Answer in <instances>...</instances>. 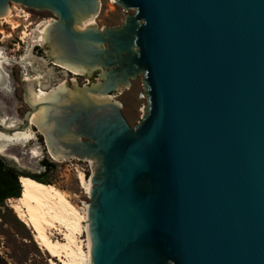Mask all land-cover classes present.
I'll use <instances>...</instances> for the list:
<instances>
[{"label":"water","instance_id":"95a60500","mask_svg":"<svg viewBox=\"0 0 264 264\" xmlns=\"http://www.w3.org/2000/svg\"><path fill=\"white\" fill-rule=\"evenodd\" d=\"M116 2L135 11L97 29L100 0H0L56 15L48 60L87 76L23 83L32 112L1 133L94 160L90 264H264V0ZM139 76L133 128L113 97Z\"/></svg>","mask_w":264,"mask_h":264},{"label":"rangeland","instance_id":"374dc122","mask_svg":"<svg viewBox=\"0 0 264 264\" xmlns=\"http://www.w3.org/2000/svg\"><path fill=\"white\" fill-rule=\"evenodd\" d=\"M100 2L102 6L94 20L97 29L116 25L135 11H127L117 2L113 3L112 0H100ZM12 5H15V9L11 20L19 27L13 30L10 24L0 20V49H3L10 59H14L5 67L9 80L11 79V85L7 91L0 90V119L16 121V127H20L27 122L26 114L32 112L30 105L25 103L23 97L22 84L29 82L26 80L27 76L31 79L36 78L34 81L46 78L50 81H65L68 85L74 82L78 87H83L87 76L83 72L69 73L70 70L62 68L64 66L52 63L48 60L45 42L39 40L33 42L31 38H25V31L33 35L34 30L40 24L42 28L58 20L56 15L47 10L27 8L21 4L11 3L10 7ZM26 14L29 15L28 18L25 17ZM29 53L27 60L21 62ZM143 84V77L139 76L131 80L129 86L118 88L113 97L114 101L121 104L122 112L133 128L143 121ZM27 131H32L35 137L29 143H25L26 145L11 146L6 155H0V159L30 175L44 172L43 161L54 163L56 170L48 175V180L82 212L85 205L91 202V198L81 183L79 172L84 173L89 181L93 175L94 160L75 157L56 161L51 156L46 140L37 124H33L31 128L23 132ZM16 133L20 132L14 134ZM35 151L38 153L36 154ZM54 239L62 240V236L54 232ZM81 240L86 245L87 234H84ZM0 264H62L40 247L33 230L18 219L8 202L5 203V207H0Z\"/></svg>","mask_w":264,"mask_h":264},{"label":"bare ground","instance_id":"6f19581e","mask_svg":"<svg viewBox=\"0 0 264 264\" xmlns=\"http://www.w3.org/2000/svg\"><path fill=\"white\" fill-rule=\"evenodd\" d=\"M112 2L115 3L116 0H112ZM14 9L15 5H12L7 14L0 20L10 24L13 30H16L19 26L13 24L11 20ZM25 17L28 18L29 15L26 14ZM50 24L42 28L40 24L34 30L33 35L25 31V38H31L33 42L35 40L45 42L46 30ZM29 56L30 53L23 58V61H20H26ZM11 60L14 61V59H10L6 55L3 49H0V90L3 91L10 89L11 79L9 80V74L5 71V67L10 64ZM16 61L19 62L18 60ZM62 68L68 69L66 67ZM70 71L75 74L80 73L77 70ZM35 79L26 77L29 82ZM0 123L5 127L17 128L16 121L0 119ZM33 124L31 123V126ZM34 137L35 135L32 131L20 132L14 135L0 132V155H6L9 148L13 145L29 143ZM35 153L37 154L38 152L35 151ZM51 156L56 161L60 160L53 154ZM79 177L90 197L91 179L88 181L84 173L81 172H79ZM20 182L23 189L22 197L20 199H10L7 202L18 219L33 230L34 237L40 247L50 257L58 259L62 264H90L92 246L87 226L89 223L88 204L85 205V209L81 212L69 201L63 192L53 185L39 184L25 177L21 178ZM54 232L62 236V240L54 239ZM84 234H87L86 245L81 240Z\"/></svg>","mask_w":264,"mask_h":264},{"label":"trees","instance_id":"16d2710c","mask_svg":"<svg viewBox=\"0 0 264 264\" xmlns=\"http://www.w3.org/2000/svg\"><path fill=\"white\" fill-rule=\"evenodd\" d=\"M44 172L38 175L26 174L17 168L10 166L3 159H0V207H5V203L10 199H20L22 197V185L20 179L30 178L39 184L53 185L48 180V175L56 170L54 163L43 161Z\"/></svg>","mask_w":264,"mask_h":264},{"label":"flooded vegetation","instance_id":"af4514ba","mask_svg":"<svg viewBox=\"0 0 264 264\" xmlns=\"http://www.w3.org/2000/svg\"><path fill=\"white\" fill-rule=\"evenodd\" d=\"M69 73H71V71H68ZM95 73V72H94ZM38 91V90H37Z\"/></svg>","mask_w":264,"mask_h":264}]
</instances>
